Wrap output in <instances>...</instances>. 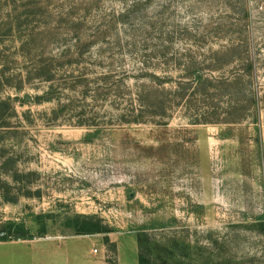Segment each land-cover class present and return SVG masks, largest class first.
Listing matches in <instances>:
<instances>
[{
    "label": "rangeland",
    "instance_id": "rangeland-1",
    "mask_svg": "<svg viewBox=\"0 0 264 264\" xmlns=\"http://www.w3.org/2000/svg\"><path fill=\"white\" fill-rule=\"evenodd\" d=\"M1 1L0 101L6 104H0V234L8 241L58 244L74 238L79 249L97 250L92 264H138L137 238L146 231L163 246L178 242L181 264H264V234L255 222L264 214V0H94L80 8L75 16L84 17L82 29L99 27L101 34L86 64L59 74L62 84L82 74L95 87L112 69L127 72L133 93L147 81L143 75L164 79L173 92L187 76L182 67L166 66L160 49L173 48L176 60L191 49L195 33L185 26L201 31L227 22L232 32L246 33L252 78L230 86L243 75L240 52L219 59V72H204L213 79L208 88L217 89L189 108L168 110L167 125L114 122L104 93L82 87L62 91L71 99L68 109L37 104L48 89L30 72L43 51L40 29L45 23L65 29L61 8L88 0H40L45 15L31 7L12 12ZM199 45L192 50L205 54L202 48L218 50L221 42ZM56 47L48 52L58 53ZM229 103L239 104L243 124L221 123ZM157 257L159 264L168 262L162 253Z\"/></svg>",
    "mask_w": 264,
    "mask_h": 264
},
{
    "label": "trees",
    "instance_id": "trees-1",
    "mask_svg": "<svg viewBox=\"0 0 264 264\" xmlns=\"http://www.w3.org/2000/svg\"><path fill=\"white\" fill-rule=\"evenodd\" d=\"M38 1L5 0V3L6 5H10L12 12H17L23 8H34V10L45 11V15L48 7L46 3L40 0ZM1 2L2 1L0 0V4ZM93 2L94 0L80 1L78 4L75 3V1H72L68 6H64V9L62 7L61 10L63 11H60L59 23H61L62 20L65 21V24L67 25V27L64 26L65 29L61 28V31L59 29L54 30L49 23H45L44 27L40 29L39 37L43 41V51L41 52V55H39L38 61L33 65L32 68L34 69L30 72L34 71L33 77L35 80L47 83L48 89L42 96H37L35 98L37 104L56 102L60 109H68L72 105L70 104L71 99L68 98L69 95L62 93V91L70 92L71 94L72 92L75 93L77 88L82 87V90L84 91L87 89L88 92H90L93 89L96 92L101 91V95L104 93L105 100H108L112 104L111 107L116 114L115 117H113L115 118L113 119L114 122L122 125H140L148 122H152L156 125H167L166 123L164 124V121L167 118L168 110L170 111L174 107H179L181 105H188L189 108L194 100L201 98L204 101L203 98L209 94V90L213 91L217 89V87L216 89L215 87L209 89L210 87H213V79L205 78L204 72H219L214 69L222 68L214 66L215 64L218 65L219 59H224L226 57L232 58L236 52H240L237 62L240 63V66H243L241 71L243 75L233 78L230 86H232L234 82L237 85L239 81H241L239 77H244L249 80L252 78V73L255 69V62H253L250 57H245L246 51L244 45L247 43V40L244 36L246 33L244 31H238L237 33L232 32L231 29L234 26L226 22L227 26L225 27L222 23L210 25V29L207 28L206 30L209 29L208 31H211V33L206 31L205 28L201 31H195L191 27L185 26L184 31L188 32L190 29L195 35L192 37L190 45L187 46V48L191 49H185L179 59H177L179 62L183 60L184 63H175V61H177L175 59L177 52L173 51V48H166L165 46L161 47L160 52L163 54L164 58L168 57V59H164V64L166 66L170 65L173 68L182 67V72L187 76L182 83L177 84V88L173 92L165 89V85L163 86L164 79H160L156 75H143L144 78H148L145 79L147 81L140 83V85L137 86L136 93H133L132 88L128 85V82L125 79L127 72L123 71L120 74L112 69L110 71H105L100 75L98 79L99 82L95 87H93L94 81L89 84V81H87L82 74L78 77L71 75L68 79H64V84H62L61 81L57 80V77H61L59 74L61 72L68 74L70 71H65L67 68H74V66H76L75 68L79 69L81 65L86 64V55L89 54L90 48L95 44V40H97L99 38L98 36L101 34L99 27L96 28L97 30L90 31L89 33L86 30L84 31L82 29L83 26H86V22L83 19L84 17L80 18L75 16L78 15L80 8L90 6ZM135 7L136 5L133 9H135ZM134 11L128 10L130 13H133ZM113 17L115 16L113 15L112 18ZM117 19H122L123 21L124 16L118 15ZM230 25L233 27L231 28ZM108 28L110 27L104 29L107 30ZM210 39H219L221 45L218 50L202 48L201 50L208 56V58L205 57V54H200L197 51L194 52L192 50L193 48H196L199 43L208 42ZM68 42L72 43L69 44ZM63 43L65 44L63 45ZM55 45L58 46L56 47L58 53L48 52L47 48ZM173 62L175 65H171ZM210 63H212V65H208ZM28 74L30 73L28 72ZM167 83L169 82H165V84ZM222 84H225V82ZM20 88L21 87L17 89L20 90ZM160 88L162 89L161 93L158 91ZM247 94L249 95V102L251 101V105L253 107H258L256 94H250V92ZM62 97H67L68 99L63 101L64 99H62ZM4 103L6 104V102L0 101V104ZM238 106V103H229L228 110L224 113L227 117L221 121V123L227 125L243 124L242 121L244 120V115L238 114ZM156 109H159L160 111H155ZM246 110L247 107L244 108V112H246ZM53 115L54 119H56V110L53 111ZM245 116L248 115L245 113ZM240 145H243L241 139ZM259 145L262 152V140H260ZM245 151L247 152V149ZM247 160L248 158L246 156V162ZM255 222H258L261 234H264V214L256 217ZM0 235V242L8 241L4 233ZM14 240L20 239L16 238ZM154 240L155 239L151 238L146 231L140 233L137 238L138 264H159V261L157 260H161V258L157 256H160V253H162L165 260H168V262H162L163 259L161 261L162 264H181V261L179 262V260L183 258L184 253L182 251L183 248H180L178 242H173L171 244L172 246L168 245L171 247H166L163 246L165 244H161ZM107 241L109 242V240ZM152 259L155 260L152 261Z\"/></svg>",
    "mask_w": 264,
    "mask_h": 264
},
{
    "label": "crops",
    "instance_id": "crops-1",
    "mask_svg": "<svg viewBox=\"0 0 264 264\" xmlns=\"http://www.w3.org/2000/svg\"><path fill=\"white\" fill-rule=\"evenodd\" d=\"M73 240L68 238L62 244L56 243L55 239L0 242L3 251L0 264H92L94 251L90 247L86 251L79 249V243ZM98 264L106 262L98 261Z\"/></svg>",
    "mask_w": 264,
    "mask_h": 264
},
{
    "label": "built area",
    "instance_id": "built-area-1",
    "mask_svg": "<svg viewBox=\"0 0 264 264\" xmlns=\"http://www.w3.org/2000/svg\"><path fill=\"white\" fill-rule=\"evenodd\" d=\"M1 236V235H0ZM95 253H97V250L94 251Z\"/></svg>",
    "mask_w": 264,
    "mask_h": 264
}]
</instances>
